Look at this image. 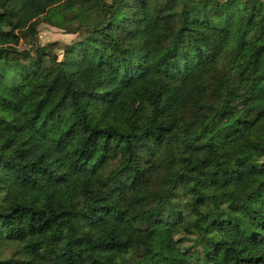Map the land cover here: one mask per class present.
Masks as SVG:
<instances>
[{
	"label": "trees",
	"instance_id": "obj_1",
	"mask_svg": "<svg viewBox=\"0 0 264 264\" xmlns=\"http://www.w3.org/2000/svg\"><path fill=\"white\" fill-rule=\"evenodd\" d=\"M74 1L0 0V264H264V0Z\"/></svg>",
	"mask_w": 264,
	"mask_h": 264
},
{
	"label": "rangeland",
	"instance_id": "obj_2",
	"mask_svg": "<svg viewBox=\"0 0 264 264\" xmlns=\"http://www.w3.org/2000/svg\"><path fill=\"white\" fill-rule=\"evenodd\" d=\"M75 7L74 0H47L48 11L46 17L51 23L59 24L61 28L41 22L38 28L40 45L45 46L50 43L70 44L76 36L67 34V29H74L82 23L91 28L102 19L98 6H91L78 11L77 14L74 13ZM57 53L60 54L58 51ZM2 196H0V200ZM219 256L222 264H227L222 259L220 252Z\"/></svg>",
	"mask_w": 264,
	"mask_h": 264
}]
</instances>
